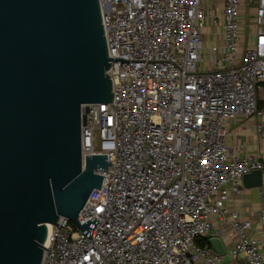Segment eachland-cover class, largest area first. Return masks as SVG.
<instances>
[{
	"label": "built area",
	"instance_id": "1",
	"mask_svg": "<svg viewBox=\"0 0 264 264\" xmlns=\"http://www.w3.org/2000/svg\"><path fill=\"white\" fill-rule=\"evenodd\" d=\"M206 1L99 0L114 96L83 108L82 154L110 167L78 217L98 220L91 238L61 217L42 264H264V210L253 223L229 208L245 175L264 182V160L225 140L230 121L264 114V0H250L255 40L242 52L241 0H223L222 13ZM229 227L226 261L209 241Z\"/></svg>",
	"mask_w": 264,
	"mask_h": 264
},
{
	"label": "water",
	"instance_id": "2",
	"mask_svg": "<svg viewBox=\"0 0 264 264\" xmlns=\"http://www.w3.org/2000/svg\"><path fill=\"white\" fill-rule=\"evenodd\" d=\"M111 62L99 0H0V264H42L47 224H79L101 189L110 163L83 158V108L113 101ZM97 222L79 226L91 238Z\"/></svg>",
	"mask_w": 264,
	"mask_h": 264
},
{
	"label": "crops",
	"instance_id": "3",
	"mask_svg": "<svg viewBox=\"0 0 264 264\" xmlns=\"http://www.w3.org/2000/svg\"><path fill=\"white\" fill-rule=\"evenodd\" d=\"M241 4V21L243 23L241 30L243 39H241L239 47L240 52H242L243 45L246 43L251 44L255 40L251 34V30L245 27L244 23L250 19L256 9L255 4L250 3V0H241ZM207 6L218 13H222L224 9L223 0H209ZM222 23L223 19L221 17V24ZM210 27L215 31H218L219 34H222L223 32L221 25ZM258 103L259 108L264 111V93L260 95ZM259 123H264V114L257 119L238 118L230 121L227 125V135L225 139L228 148L237 155L259 157L264 160V137L259 135L257 131V125ZM229 208L232 211L239 212L243 218L250 219L253 223H256L258 219L257 214L261 210H264V199H261L260 197L259 188L248 189L245 188L243 184L242 193L231 197ZM227 230L229 235L224 236L223 242L225 247L230 249L233 246L236 236L232 232L231 227Z\"/></svg>",
	"mask_w": 264,
	"mask_h": 264
},
{
	"label": "rangeland",
	"instance_id": "4",
	"mask_svg": "<svg viewBox=\"0 0 264 264\" xmlns=\"http://www.w3.org/2000/svg\"><path fill=\"white\" fill-rule=\"evenodd\" d=\"M207 5L209 4V0L206 1ZM207 33H219L218 31H215L214 29H212L211 27H209L207 30H206ZM245 37V36H244ZM212 43H208V45H210ZM245 44V43H244ZM208 59V58H207ZM199 244L201 245L200 241H199ZM204 245V243L202 244Z\"/></svg>",
	"mask_w": 264,
	"mask_h": 264
},
{
	"label": "bare ground",
	"instance_id": "5",
	"mask_svg": "<svg viewBox=\"0 0 264 264\" xmlns=\"http://www.w3.org/2000/svg\"><path fill=\"white\" fill-rule=\"evenodd\" d=\"M47 228L48 229L51 228V224H47ZM46 243H47V241H46Z\"/></svg>",
	"mask_w": 264,
	"mask_h": 264
},
{
	"label": "trees",
	"instance_id": "6",
	"mask_svg": "<svg viewBox=\"0 0 264 264\" xmlns=\"http://www.w3.org/2000/svg\"><path fill=\"white\" fill-rule=\"evenodd\" d=\"M201 244H202V243H201ZM204 244H208V242H207V241H205V242H204Z\"/></svg>",
	"mask_w": 264,
	"mask_h": 264
}]
</instances>
